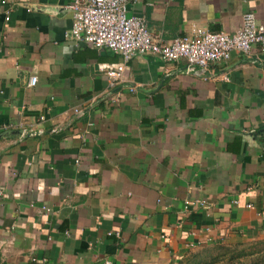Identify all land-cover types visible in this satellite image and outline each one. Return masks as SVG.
<instances>
[{"label":"crops","instance_id":"0c3cea01","mask_svg":"<svg viewBox=\"0 0 264 264\" xmlns=\"http://www.w3.org/2000/svg\"><path fill=\"white\" fill-rule=\"evenodd\" d=\"M70 2L0 0V264H177L264 240L259 46L207 72L136 56L111 89L100 69L121 57L67 37ZM247 12L264 25V0L128 5L164 42Z\"/></svg>","mask_w":264,"mask_h":264},{"label":"built area","instance_id":"2783aa9c","mask_svg":"<svg viewBox=\"0 0 264 264\" xmlns=\"http://www.w3.org/2000/svg\"><path fill=\"white\" fill-rule=\"evenodd\" d=\"M133 1L71 0L65 7L72 20V28L67 35L69 39L99 50H110L121 57V63L116 67L100 69L108 78L111 89L124 81V74L136 56H155L164 62L183 61L187 64V71L198 68L207 72L213 63L230 60L233 53L249 54L254 45L259 46L264 53V25H259L251 12L242 15L240 29L231 34L196 29L193 35L164 42L150 35L142 17L128 14V5ZM5 20L9 21L8 13ZM36 82L35 76L30 77L29 86H35ZM39 120L42 121L43 117ZM4 130L1 128L0 133ZM26 134L28 132L23 130L20 135ZM1 201L0 192V204ZM197 202L204 205V202L199 201H185L184 204L188 207ZM103 264L111 262L104 261Z\"/></svg>","mask_w":264,"mask_h":264},{"label":"rangeland","instance_id":"374dc122","mask_svg":"<svg viewBox=\"0 0 264 264\" xmlns=\"http://www.w3.org/2000/svg\"><path fill=\"white\" fill-rule=\"evenodd\" d=\"M185 264H264V240L253 242H222L196 249L184 256Z\"/></svg>","mask_w":264,"mask_h":264},{"label":"trees","instance_id":"16d2710c","mask_svg":"<svg viewBox=\"0 0 264 264\" xmlns=\"http://www.w3.org/2000/svg\"><path fill=\"white\" fill-rule=\"evenodd\" d=\"M177 264H185L182 260L181 261H179ZM189 264V263H188ZM251 264H258V263H251Z\"/></svg>","mask_w":264,"mask_h":264}]
</instances>
